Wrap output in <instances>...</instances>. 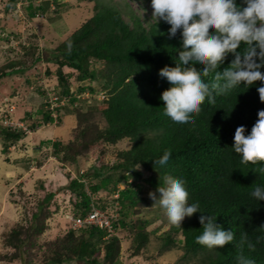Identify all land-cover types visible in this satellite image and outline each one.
I'll use <instances>...</instances> for the list:
<instances>
[{"label":"trees","instance_id":"trees-1","mask_svg":"<svg viewBox=\"0 0 264 264\" xmlns=\"http://www.w3.org/2000/svg\"><path fill=\"white\" fill-rule=\"evenodd\" d=\"M22 1L27 3L24 8L27 19L31 20L38 12H47L52 0H6L5 12L15 9ZM53 2L57 15L60 2ZM234 2L240 9L247 6L245 0ZM133 19L127 21L115 7L97 5L94 14L60 41L45 60L36 52L38 43L31 38L29 45H20L22 58L0 68V73L15 66L22 72L44 61L48 64L46 74L56 77L55 91L37 88L45 98L38 112L44 124L59 125L66 116H73L76 124L68 139L42 140L40 146L51 149L50 155L62 169L76 165L88 152L102 157L106 144L114 145L124 138L131 142L129 149L117 152L114 164H102L101 171L79 172L77 165L74 176L70 171L66 173L68 182L63 187L69 193L72 215L83 217L93 202L100 203L113 231L110 233L107 228L96 225L70 227L66 234L45 244L49 246V253L44 255L42 264H121V238L117 232L125 228L133 232L132 255H137L148 243L149 220L138 216L134 221H127L128 213L121 210L114 218L107 203L96 196L101 189L110 194L117 192L121 208L128 202L134 214H138L148 205V199L142 197L140 182L159 193V187H166L167 176L186 182L189 204L198 201L201 211L186 216L181 226L173 225L162 236V249L169 250L182 243L185 256L199 254L198 264H237L239 249L235 245L241 233L247 232L256 247L249 251L245 246L244 255L255 264H264V239L256 243L257 236H264V230L259 229L264 225V200L251 196L256 186L264 187V173L259 171L264 163L241 164V157L232 148L236 128L243 125L245 135L250 134L258 111L264 109L257 91L264 82L258 80L246 85L242 81L224 95L213 93L215 103L210 104L206 98L201 112L193 116L194 123H176L164 114L161 96L172 85L159 72L165 66L175 67L179 63V52L183 50L182 29L169 38L171 25L163 19L149 23L138 15ZM0 29L4 31L1 24ZM11 35L2 37L9 41ZM243 47L242 43L240 49ZM234 58L229 53L217 71L230 66ZM50 63L55 65L54 70ZM189 66L202 72L203 65L199 63L190 62ZM259 70L264 73V67ZM213 75L202 79L210 83ZM72 78L79 83L75 88ZM98 94L103 98L99 99ZM36 126L31 124L32 130ZM23 137L21 128L0 126L4 152ZM166 150L171 152L167 164H156ZM122 183L125 187L120 189ZM54 199V192L46 193L38 200L26 226L17 224L4 235L3 245L16 250L8 257L10 260L19 258L23 264H34L30 251L35 246L39 250L43 248L35 240L45 229ZM54 206H58L56 201ZM201 215H211L222 229L233 230L235 240L212 249L197 243L196 237L203 233ZM179 234L182 239L175 236Z\"/></svg>","mask_w":264,"mask_h":264},{"label":"rangeland","instance_id":"rangeland-1","mask_svg":"<svg viewBox=\"0 0 264 264\" xmlns=\"http://www.w3.org/2000/svg\"><path fill=\"white\" fill-rule=\"evenodd\" d=\"M5 1L0 0V24L4 27V31L0 29V36L12 35L9 41L3 37L0 38V68L11 60L22 58L23 49L20 45H29L31 38L38 43L36 52H40L45 60L60 41L94 14L97 5L119 9L127 21L134 20L133 18L137 15L146 23L154 20L151 0H59L57 15L54 14L55 3L49 0L51 4L48 11L38 12L31 20L26 16L24 8L26 1L20 2L15 9H9L8 12L4 9ZM47 65L46 62L41 61L37 66L22 72L17 71L18 67L15 66V69L7 68L6 73H0V126L9 125L11 122L12 127H18L19 124L25 130L24 137L7 152L2 151L0 142V255L4 256L0 257V264H23L19 258L13 260L8 258L16 250L4 246L3 237L17 224L26 226L33 210L37 207L38 200L42 199L46 193L54 192L55 199L50 205V216L45 221V229L35 240L40 246L43 245V248L39 250L35 246L30 251L32 262L42 264L44 255L49 253V246L45 244L66 234L71 226L70 218L74 216L71 212L69 193L63 189L68 182L66 173L70 171L74 176L77 173L75 171L77 165H79V172L101 171L102 164H109V166L114 164L117 152L129 149L131 146L130 140L124 138L114 145L106 144L102 157L88 152L85 158L78 160L76 165L62 169L60 163L50 155L51 149L46 145L40 146V142L55 138L68 139L76 121L73 116H66L59 125L43 123L42 115L38 110L45 102V98L40 96L37 88L53 92L57 85L54 74H46ZM50 68L54 70L55 65L50 63ZM71 82L73 88L79 84L74 78ZM83 94L87 96L88 93ZM98 96L99 99L103 98L101 94ZM26 113L31 114L27 116ZM6 120L9 122L7 123ZM34 123L37 126L35 130H32L31 124ZM99 123L100 126L104 125L100 118ZM29 161L27 168L25 163ZM140 183L142 197L148 199V205L138 214H134V208L128 202H125L126 205L121 208V204L117 201V192L110 194L101 189L96 196L107 203L108 210L114 218L121 210L128 213L127 221L131 219L134 221L138 216L149 220L146 226V231L149 233L148 243L137 255H132L133 232L128 228L118 230V236L121 238V264H198L199 254L185 256L182 243H178L169 250L162 249V236L173 225L169 223L164 209L158 203L154 204L149 197L150 191L155 192L157 198L161 194L151 190L144 182ZM124 187L123 183L119 185L120 189ZM55 201L58 204L57 207L54 206ZM99 204L93 202L91 207L101 208ZM107 230L110 233L113 231L112 227ZM175 236L179 239L183 238L180 234Z\"/></svg>","mask_w":264,"mask_h":264},{"label":"clouds","instance_id":"clouds-1","mask_svg":"<svg viewBox=\"0 0 264 264\" xmlns=\"http://www.w3.org/2000/svg\"><path fill=\"white\" fill-rule=\"evenodd\" d=\"M245 3L247 6L240 9L234 0H151L153 18L171 25L169 38L182 29L183 50L179 52V63L176 62L175 67L165 66L159 72L172 85L163 91L161 99L164 114L174 122L194 123L193 116L201 112L206 98L210 104L215 103L213 93L224 95L242 81L246 85L258 80L264 82V73L259 70L264 67V0H245ZM242 43L245 47L240 49ZM229 53L235 57L230 66L217 71ZM190 62L203 65L202 72L189 66ZM213 73L210 83L202 79ZM257 91L260 101L264 102V86ZM257 115L250 134L245 135L243 125L235 130L232 148L244 165L264 163V109ZM170 157L171 152L166 150L155 163L166 165ZM139 167L137 164L136 168ZM259 171L264 173V168ZM185 183L183 179L167 176L166 187L158 188L159 198L155 192H149L154 204L164 209L169 223L175 226H181L186 216L201 211L198 201L189 204ZM251 196L258 201L264 200V187L256 186ZM199 220L203 233L196 237L197 243L212 249L222 248L235 240L234 231L222 229L213 216L201 215ZM259 229L264 230V225ZM262 239L264 236H257L256 243ZM235 246L239 249L237 264H255L244 255L245 246L249 251L256 247L247 232L241 233Z\"/></svg>","mask_w":264,"mask_h":264},{"label":"built area","instance_id":"built-area-1","mask_svg":"<svg viewBox=\"0 0 264 264\" xmlns=\"http://www.w3.org/2000/svg\"><path fill=\"white\" fill-rule=\"evenodd\" d=\"M103 97V96H102ZM53 116H55L53 114ZM6 122L8 123L9 121L6 120ZM12 126L13 124H11V122H9V126ZM15 127V126H14ZM17 128H21L24 132V128L22 127V125L18 124ZM71 228L75 229V228H80L84 225H96L100 228H110L111 224H110V219L109 216L106 214V212L96 206H92L91 210L83 217L80 216H71Z\"/></svg>","mask_w":264,"mask_h":264},{"label":"crops","instance_id":"crops-1","mask_svg":"<svg viewBox=\"0 0 264 264\" xmlns=\"http://www.w3.org/2000/svg\"><path fill=\"white\" fill-rule=\"evenodd\" d=\"M13 146H14V145H13ZM9 148L11 149V147H9ZM8 150H9V149H8ZM28 163H30V161L27 162V163H25L26 167H27ZM28 167H29V165H28ZM28 167H27V168H28Z\"/></svg>","mask_w":264,"mask_h":264}]
</instances>
